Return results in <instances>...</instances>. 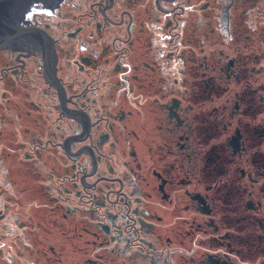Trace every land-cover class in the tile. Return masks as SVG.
I'll use <instances>...</instances> for the list:
<instances>
[{
    "label": "flooded vegetation",
    "instance_id": "af4514ba",
    "mask_svg": "<svg viewBox=\"0 0 264 264\" xmlns=\"http://www.w3.org/2000/svg\"><path fill=\"white\" fill-rule=\"evenodd\" d=\"M71 1L27 20L75 158L45 48L0 49V264H264V0Z\"/></svg>",
    "mask_w": 264,
    "mask_h": 264
},
{
    "label": "water",
    "instance_id": "95a60500",
    "mask_svg": "<svg viewBox=\"0 0 264 264\" xmlns=\"http://www.w3.org/2000/svg\"><path fill=\"white\" fill-rule=\"evenodd\" d=\"M54 1L0 0V40L24 47L25 54H32V48H45L41 62L58 94L59 111L71 114L79 133H70L68 140H60L62 151L75 158V153L86 146L69 149V142L81 139V133H86L84 112L64 106L66 94H61L62 82L56 77L53 43H46L44 29L35 32V26H15V22L24 19V9L36 4L53 7ZM104 5H109V0H105Z\"/></svg>",
    "mask_w": 264,
    "mask_h": 264
},
{
    "label": "rangeland",
    "instance_id": "374dc122",
    "mask_svg": "<svg viewBox=\"0 0 264 264\" xmlns=\"http://www.w3.org/2000/svg\"><path fill=\"white\" fill-rule=\"evenodd\" d=\"M74 2H77V3H79V4H87L90 0H73ZM76 12H73V15L72 16H74V14H75ZM73 22H75L74 20H73ZM25 156V153H22V154H20V156ZM27 249L25 248V258H26V256H27Z\"/></svg>",
    "mask_w": 264,
    "mask_h": 264
},
{
    "label": "bare ground",
    "instance_id": "6f19581e",
    "mask_svg": "<svg viewBox=\"0 0 264 264\" xmlns=\"http://www.w3.org/2000/svg\"><path fill=\"white\" fill-rule=\"evenodd\" d=\"M3 48H5V46H4ZM3 48H2V49H3Z\"/></svg>",
    "mask_w": 264,
    "mask_h": 264
}]
</instances>
